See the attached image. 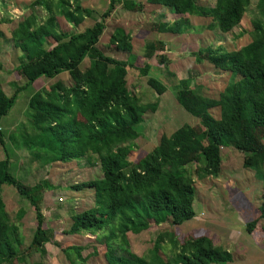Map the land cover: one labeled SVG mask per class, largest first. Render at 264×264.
<instances>
[{
    "label": "trees",
    "instance_id": "obj_1",
    "mask_svg": "<svg viewBox=\"0 0 264 264\" xmlns=\"http://www.w3.org/2000/svg\"><path fill=\"white\" fill-rule=\"evenodd\" d=\"M144 3L175 16L172 21L157 24L158 33L181 36L191 30L198 32L190 18L208 20L203 26L207 30L229 33L239 24L250 1L214 0L211 6L198 0H144ZM116 6L125 12L143 10V4L134 0H107L98 21L81 32L68 34L58 30L56 16L75 29L91 18L94 11L82 7L79 0L32 1L29 8L39 7L44 15L31 13L10 31L13 46L21 54L16 69L23 84L10 96L0 88V120L20 91L39 79L54 81L46 87L47 91H32L27 99L26 117L31 131L21 129L19 135L8 140L16 147L24 146L30 162L39 167L89 162L90 156L97 158L98 178L66 188L74 192L91 189L93 203L83 211H67L70 225L62 233L94 237L96 243L103 245L102 255L107 264L230 263L231 253L215 245L211 238L189 235L180 239L172 228L193 219V177L200 181L218 178L221 148L240 153L241 167L251 171L264 186V24L252 20L250 41L238 50L227 52L208 45L191 54L195 63L206 61L212 68L236 78L218 94V119L209 112V98L194 93L181 78L174 86L175 100L184 112L198 120L199 128L182 125L168 136L161 135L149 152L130 163L131 143L141 133L136 126L143 122L145 114L156 111V105L141 104L129 93L125 77L130 63L106 56L96 47L104 22ZM257 7L263 11L264 0H258ZM47 39L54 43L49 49L44 48ZM108 44L116 52L132 51L131 38L120 27L113 29ZM144 47L155 56L157 64H168L162 40L147 42ZM84 59L88 61L87 67L78 73ZM149 70V65H144L140 72L147 76L146 85L160 96L165 86L149 76ZM63 73L68 76V84L55 79ZM5 146L0 129L3 156L0 190L3 186L11 187L28 203L35 227L28 246L22 249L18 227L9 221L0 197V264H23L29 253L43 258V245L52 243L53 230L44 227L42 201L45 193L58 187L46 180L33 185L19 181L10 173ZM24 214L20 208L15 217L20 220ZM151 224L167 225L171 230L159 231L145 255L131 253L126 235L146 231ZM245 231L252 234L251 239L264 241V194L257 217L245 221ZM83 250L84 247L72 245L61 248V253L69 264H82Z\"/></svg>",
    "mask_w": 264,
    "mask_h": 264
},
{
    "label": "rangeland",
    "instance_id": "obj_2",
    "mask_svg": "<svg viewBox=\"0 0 264 264\" xmlns=\"http://www.w3.org/2000/svg\"><path fill=\"white\" fill-rule=\"evenodd\" d=\"M32 1L0 0V88L7 96L12 95L15 88L23 84V79L16 69L21 54L13 46L10 31L31 13L40 17L44 15L39 7L29 8ZM52 1L55 2L56 0ZM79 1L82 7L94 11V14L75 29L70 28L61 17L56 16L59 31L68 34L81 32L86 27L91 26L94 21H98V16L107 6V0ZM134 1L143 4L142 12H125L119 6L114 7L111 15L104 22L105 29L96 45L97 49L104 55L130 63L131 67L127 69L125 77L129 93L135 96L141 104L153 103L156 105V111L145 114L143 122L136 126L137 131L140 130L141 133L131 143V151L128 155L130 163L149 152L157 144L161 135L168 136L182 125L199 128L198 120L184 112L175 100L174 86L177 80L184 78L194 93L209 98L211 105L209 112L213 118L218 119L219 113L216 103L218 94L236 78L212 68L206 61L199 64L195 63L191 54L196 52L198 48L208 45L219 46L227 52L238 50L250 41V22L260 20L264 24V9L263 11L259 10L257 7L258 0H249V6L239 24L229 33L219 34L216 30H207L203 26L208 24V20L190 18L189 21L193 27L197 28V33L191 30L186 35L170 36L158 33L155 27L162 22L174 20L175 16L159 9V7L145 4L144 0ZM198 1L201 4L211 6L214 0ZM118 27L128 33L131 38L132 51L130 54L116 52L108 44L111 32ZM200 27L202 30L199 29ZM156 40H162L165 43L166 51L163 54L168 59V64H157L155 56L145 50V43ZM53 44L50 39H47L44 48L49 49ZM87 64V59H84L77 72L81 73ZM144 65L150 67L148 75L165 86L166 90L162 95L156 96L146 85L147 76H143L140 72ZM170 75L174 76L171 77ZM55 79L68 84L66 73L58 75ZM53 81L39 79L33 85L20 91L7 115L0 120V129L9 157L10 173L27 185L46 180L58 187L56 191L45 193L42 201L44 227L53 230L52 243L44 246L45 256L43 258H40L38 254L29 253V255H25L26 261L23 264L38 261L43 264H69L61 253V248L72 245L84 247L80 254L82 258H85L82 264H107L102 255L103 245L96 243L94 237L62 233L70 225L67 211L72 209L83 211L93 203L91 189L74 192L66 188L98 178L100 171L97 158L90 156L89 162L81 160L39 167L38 164L30 162V155L24 146L16 147L8 140L12 135H19L21 129L31 131L29 120L26 117L27 99L32 91H47L46 87ZM15 136H13L14 141H16ZM220 152L228 157V161L222 163L219 178H206L200 181L193 177L194 200L192 206L195 217L180 227L172 228V231L180 239L189 235L210 237L215 245L231 253L233 261L229 264H254L255 262H250L253 257H256L252 254L255 250L253 243L264 248V241L251 239L252 234H247L245 231V221L255 217V209L262 201L264 186L255 179L251 171L241 167V159L238 154L229 149L226 151L225 148H221ZM2 158L0 149V160ZM0 197L9 221L18 227V234L22 242L21 248L25 249L35 227L34 213L29 208L28 203L18 196L11 187H1ZM233 200L235 205H238L236 209L233 208L235 205L231 203ZM243 203L247 204L248 209L244 207ZM20 208L25 214L20 220H17L15 214ZM163 229L171 230L167 225L155 227L151 224L146 231L139 234L128 233L126 235L128 250L137 256L145 255L152 246V241L157 233ZM254 231L256 235L259 233L258 228ZM95 250L98 254L93 255Z\"/></svg>",
    "mask_w": 264,
    "mask_h": 264
},
{
    "label": "crops",
    "instance_id": "obj_3",
    "mask_svg": "<svg viewBox=\"0 0 264 264\" xmlns=\"http://www.w3.org/2000/svg\"><path fill=\"white\" fill-rule=\"evenodd\" d=\"M152 6V5H151ZM107 7V6H106ZM169 14V13H168ZM64 21V20H63ZM105 29V28H104ZM226 149V151L229 149V150H231V151H233L234 153H236V154H238V156H239V158L241 159V162H242V155L240 154V153H238L237 151H235L234 149H231V148H225ZM220 158H221V163H220V172L222 171V168H221V165H222V163H224V162H227L228 161V157L226 156V155H224L222 152H220ZM240 162V163H241ZM218 178H219V176H218ZM217 178V179H218ZM260 183V182H259ZM92 199H93V193H92ZM3 202V201H2ZM231 203H233L234 205H235V201L233 200ZM244 204V207H246V209H248V207H247V204L246 203H243ZM192 205H193V203H192ZM260 205V204H259ZM258 205V206H259ZM241 208H242V206L241 205H239ZM236 207H238V205H235V206H233V208H235L236 209ZM258 208V207H257ZM257 208L255 209V217L254 218H256L257 217ZM192 209H193V206H192ZM194 212V211H193ZM194 217H195V215H194ZM194 217H193V219H194ZM253 218V219H254ZM193 219H191V220H193ZM190 220V221H191ZM189 222V221H188ZM186 223V222H185ZM184 223V224H185ZM183 224H181L180 226H182ZM180 226H177V227H180ZM246 236V235H245ZM208 237V236H207ZM247 237H248V235H247ZM210 238V237H209ZM249 238V237H248ZM51 243V242H50ZM46 244H49V243H46ZM46 244H44L43 245V247L46 245ZM253 245L255 246V250H254V252H258V253H252L253 254V256H256V257H253V260L252 261H250V262H255L254 264H264V248H261V247H259V245H257V243H253ZM45 248V247H44ZM257 250V251H256ZM243 259H244V257H242ZM260 258H261V261H260ZM233 261V260H232ZM231 263V262H230ZM227 264H229V263H227Z\"/></svg>",
    "mask_w": 264,
    "mask_h": 264
}]
</instances>
